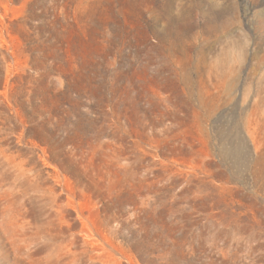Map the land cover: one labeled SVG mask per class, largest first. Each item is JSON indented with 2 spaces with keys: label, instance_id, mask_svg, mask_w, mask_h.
I'll return each instance as SVG.
<instances>
[{
  "label": "rangeland",
  "instance_id": "obj_1",
  "mask_svg": "<svg viewBox=\"0 0 264 264\" xmlns=\"http://www.w3.org/2000/svg\"><path fill=\"white\" fill-rule=\"evenodd\" d=\"M0 264H264V0H0Z\"/></svg>",
  "mask_w": 264,
  "mask_h": 264
}]
</instances>
